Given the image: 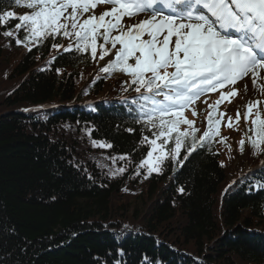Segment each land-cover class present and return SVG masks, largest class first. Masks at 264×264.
Here are the masks:
<instances>
[{
    "label": "trees",
    "instance_id": "obj_1",
    "mask_svg": "<svg viewBox=\"0 0 264 264\" xmlns=\"http://www.w3.org/2000/svg\"><path fill=\"white\" fill-rule=\"evenodd\" d=\"M11 8L23 7L0 0V12ZM6 30L0 264H264V195H245L243 181L225 193L237 171L230 160L182 149L183 165L166 161L159 173L137 176L151 130L131 110L143 102L100 95L109 74L89 54L56 51L51 40L28 51ZM245 151L239 168L260 153Z\"/></svg>",
    "mask_w": 264,
    "mask_h": 264
},
{
    "label": "snow or ice",
    "instance_id": "obj_2",
    "mask_svg": "<svg viewBox=\"0 0 264 264\" xmlns=\"http://www.w3.org/2000/svg\"><path fill=\"white\" fill-rule=\"evenodd\" d=\"M7 3L30 10L23 14L0 12V27L9 28L3 35L15 38L17 45L31 51L32 47L51 40L56 51L89 54L98 62L107 58L101 73L119 72L127 76L124 82L134 87L142 99V119L151 130V138L143 136L141 140L149 145V150L137 166V176L141 169H146L149 175L159 173L166 161L183 165L184 160L179 159L182 149L190 156L198 147L211 143L219 136L218 125L227 115L226 111L219 112V118L214 120L211 109L225 100L231 104L232 98L241 93L253 95L243 105L246 128L245 138L238 142L239 150L245 151L247 141L254 152L264 151L261 148L264 101L255 98L256 94L264 96V0H7ZM13 20L19 22L11 26ZM21 31L23 39L19 36ZM61 37L69 40L67 47L55 42ZM217 91L218 101L209 105L208 127L197 137L199 129L193 120L184 117V111L190 108L195 116L200 97ZM146 104L150 106L145 108ZM240 119L238 107L235 122ZM227 121L231 128L233 118L229 116ZM180 125L187 127L181 129ZM224 139L221 137V142ZM93 144L112 147L106 142L93 141ZM127 155L118 159L124 160ZM126 170L127 165L111 174Z\"/></svg>",
    "mask_w": 264,
    "mask_h": 264
},
{
    "label": "rangeland",
    "instance_id": "obj_3",
    "mask_svg": "<svg viewBox=\"0 0 264 264\" xmlns=\"http://www.w3.org/2000/svg\"><path fill=\"white\" fill-rule=\"evenodd\" d=\"M26 12H28V11H26V10H16L15 11L16 14H23ZM62 38L63 37H61V40H62ZM86 70H90V68H88ZM123 78L125 80L128 79L126 75H123ZM113 84H114L113 81H110V80L107 81L106 85L104 86V90H106V91L113 90V88L115 87ZM249 87H251V85ZM251 95H253V94L252 93H249V94L241 93L240 95H238L237 99L232 100L231 104L228 103V109L231 107H233V108L239 107L240 109L245 111V108L243 107V105L247 103V101ZM255 98H258V99L264 101V96H260L259 94H256ZM205 100L207 101L208 99H205ZM205 100H204V102H205ZM196 105H197L196 106V113L197 114H196V118L194 120V125L199 126L202 122V118H201V114H200V112H201L200 110L202 109V104L198 100L196 102ZM213 105H214V103H213ZM262 107H264V105H262ZM189 109H186L185 111L189 112L188 111ZM186 112H184L185 118L187 116ZM223 128H227V127L224 126ZM223 128H222L223 132L221 130V134L217 138L218 141L216 142V150L223 156L222 159H224V160H228V158H231V156L237 157L238 159H240L241 156L239 155L238 142H239V138H241V136L237 132H234V131L229 132L228 130H226V129L224 130ZM221 137L226 138V139H224L223 142H221ZM123 203L126 204L127 206H130L131 201L128 200V201L123 202Z\"/></svg>",
    "mask_w": 264,
    "mask_h": 264
}]
</instances>
